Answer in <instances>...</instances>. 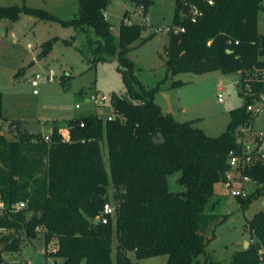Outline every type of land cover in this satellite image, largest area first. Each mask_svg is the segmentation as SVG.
<instances>
[{
	"label": "trees",
	"instance_id": "16d2710c",
	"mask_svg": "<svg viewBox=\"0 0 264 264\" xmlns=\"http://www.w3.org/2000/svg\"><path fill=\"white\" fill-rule=\"evenodd\" d=\"M132 1L135 10L142 5L146 16L148 1ZM108 2L78 0V17L69 21L24 6L0 8V20L13 22L25 14L58 21L84 34L92 28L100 39L91 53L92 65L115 59L125 89L113 98L115 119L102 120L92 113L74 117L66 121L67 137L56 125L48 136H42L26 130L20 120L5 118L0 93V120L14 135L8 140L0 133L1 251L19 253L22 242L36 239L40 229L44 256L61 259V264H112L114 235L118 241L114 264H132L127 252L134 253L137 261L166 256L165 264H199L210 242L205 236L213 219L210 199L215 186L225 180L229 153L239 151V130L250 127L258 114L247 107L264 95V32L257 29L264 0H213L212 5L206 0H175L173 25L184 32L167 33L168 72L242 73L245 103L229 112L225 131L216 137L194 127V121L180 123L164 115L152 101L153 90L146 91L139 84L127 59L132 44L146 41L142 38L145 27L121 24L116 41L102 16ZM191 7L201 13L195 23L189 18ZM177 171L181 173L177 182L184 190L172 193L167 177ZM108 175L114 220L95 224L108 201ZM243 175L257 185L247 198H236L245 209L253 199L264 197V161ZM19 202L25 208L15 212L13 207ZM26 212L38 215L26 219ZM247 226L252 243L235 252L230 264L264 262V207ZM50 243L54 248L48 251Z\"/></svg>",
	"mask_w": 264,
	"mask_h": 264
},
{
	"label": "rangeland",
	"instance_id": "374dc122",
	"mask_svg": "<svg viewBox=\"0 0 264 264\" xmlns=\"http://www.w3.org/2000/svg\"><path fill=\"white\" fill-rule=\"evenodd\" d=\"M138 1H148L146 16L141 13L142 5L134 11L127 9V4L134 2L132 0H109L104 11L116 41L121 24L145 27L142 38H146V41L135 42L127 53V59L133 64L134 76L146 91L153 90L151 99L164 115H171L180 123L194 121L193 126L207 136H219L229 122V112L241 108L245 103L242 73L222 74L214 71L171 75L166 67L165 47L169 44L167 29L175 27V0ZM13 6L43 10L62 21L77 18L79 12L78 0H0V8ZM127 10L129 13L124 17ZM257 29L259 33L264 32V3L258 12ZM99 40L92 28H88L84 34L58 21L41 20L25 14L13 22L1 19L0 93L3 96V116L22 121L26 130L42 136H47L54 125L66 135V121L74 117L92 113L102 120L110 118L113 98L122 95L125 89L119 72L120 65L115 59L92 65L91 53ZM47 44L49 49L46 48ZM50 69L54 71V81L40 85L34 95L30 86L32 77L35 74L46 75ZM249 78L244 75V79ZM132 85L136 91L139 90L138 85ZM94 93L105 95L107 102L101 107L89 104L88 98ZM253 103L258 104L260 112L254 117L251 128L253 132L263 131L264 95ZM75 105H80V109H75ZM0 133L8 140L14 138L11 129L1 120ZM100 147L107 169L103 140ZM180 174L177 171L167 177L168 190L172 193L184 190L177 182ZM256 188L253 182L246 185L248 193ZM106 196V203L114 206L109 175ZM263 202L264 197L253 199L247 208L242 209L237 199L225 193L221 184L215 186L214 197L208 206L212 224L205 234L210 242L206 247V256L199 257V264H230L234 253L244 249L245 243L246 249L249 248L252 242L247 222L263 209ZM35 215L38 214L26 212L25 218ZM41 235L39 229L36 239L24 240L19 253L2 252L0 246V264H61V259L44 256ZM117 246L114 235L112 264ZM47 248L48 251L53 250L54 244L50 243ZM126 256L132 264H165L167 260L166 256H159L137 261L132 252H127Z\"/></svg>",
	"mask_w": 264,
	"mask_h": 264
},
{
	"label": "built area",
	"instance_id": "2783aa9c",
	"mask_svg": "<svg viewBox=\"0 0 264 264\" xmlns=\"http://www.w3.org/2000/svg\"><path fill=\"white\" fill-rule=\"evenodd\" d=\"M208 5L213 4V0H206ZM104 19H106V14L102 13ZM201 16L200 11L191 7L189 18L192 23H195L197 18ZM172 31L173 33L184 32V29L181 27H171L167 29V33ZM261 74L264 76V70L261 71ZM55 79V74L53 70H48L46 75L35 74L31 81L30 86L33 89L32 93L37 94V88L40 85H44L50 82H53ZM107 97L105 95L94 93L91 94L88 98V103L95 106L101 107L107 102ZM261 100V98H259ZM256 100V101H259ZM75 109H80V105H75ZM247 111L255 114L260 112V108L257 103H253L247 107ZM116 114L112 113L110 118L115 119ZM82 126V125H81ZM237 143L239 144L238 152L229 153V170L225 173V180L221 183L225 193L232 198L245 199L248 196L246 185L252 182L248 177L243 175V171L250 169L257 163L264 161V130L253 132L251 126L247 128H241L238 132ZM4 206L0 202V215L2 214ZM25 208L24 203H16L13 207L14 211H21ZM114 206H110L108 203L103 205L100 216L97 218L98 223L107 224L108 218L114 216ZM30 264V263H28ZM264 264V262H262Z\"/></svg>",
	"mask_w": 264,
	"mask_h": 264
},
{
	"label": "water",
	"instance_id": "95a60500",
	"mask_svg": "<svg viewBox=\"0 0 264 264\" xmlns=\"http://www.w3.org/2000/svg\"><path fill=\"white\" fill-rule=\"evenodd\" d=\"M135 7H136V3L135 2H131V3L127 4V9L130 10V11H134ZM44 54H46V52ZM159 138H160L159 143H163L162 137L159 136ZM263 206H264V204H263ZM94 223L97 224L98 220H95ZM244 249H246V243H245Z\"/></svg>",
	"mask_w": 264,
	"mask_h": 264
},
{
	"label": "crops",
	"instance_id": "0c3cea01",
	"mask_svg": "<svg viewBox=\"0 0 264 264\" xmlns=\"http://www.w3.org/2000/svg\"><path fill=\"white\" fill-rule=\"evenodd\" d=\"M69 120H70V119H69ZM67 121H68V120H67ZM65 127H66V126H65ZM65 127H64V128H65ZM64 132H66V135H64L65 133H64L63 135H64L65 137H67V131L64 130ZM49 134H50V133H49ZM49 134H48V135H49ZM48 135H47V136H48ZM263 204H264V202H263Z\"/></svg>",
	"mask_w": 264,
	"mask_h": 264
}]
</instances>
